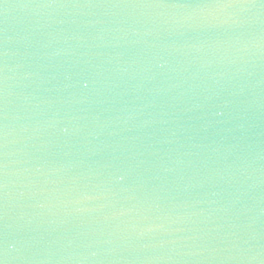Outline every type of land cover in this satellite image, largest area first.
<instances>
[{
  "label": "water",
  "instance_id": "obj_1",
  "mask_svg": "<svg viewBox=\"0 0 264 264\" xmlns=\"http://www.w3.org/2000/svg\"><path fill=\"white\" fill-rule=\"evenodd\" d=\"M0 264H264V0H0Z\"/></svg>",
  "mask_w": 264,
  "mask_h": 264
}]
</instances>
